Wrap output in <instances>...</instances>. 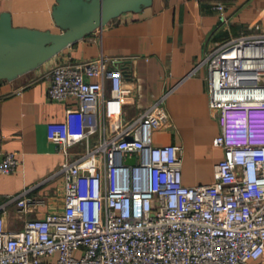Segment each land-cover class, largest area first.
Instances as JSON below:
<instances>
[{"label":"built area","instance_id":"2783aa9c","mask_svg":"<svg viewBox=\"0 0 264 264\" xmlns=\"http://www.w3.org/2000/svg\"><path fill=\"white\" fill-rule=\"evenodd\" d=\"M216 9L226 20L225 6ZM253 28L262 30L264 17ZM200 70L223 158L211 183L188 186L183 147L154 142L172 127L171 91L128 120L133 88L112 58L54 67L49 99L79 106L75 122L47 126L48 140L66 156L55 174L64 207L24 220L45 200L10 197L24 224L7 228L3 209L0 264H264V31L217 45L192 75ZM83 142L86 150L72 157ZM19 165L16 152L0 150V174Z\"/></svg>","mask_w":264,"mask_h":264},{"label":"crops","instance_id":"0c3cea01","mask_svg":"<svg viewBox=\"0 0 264 264\" xmlns=\"http://www.w3.org/2000/svg\"><path fill=\"white\" fill-rule=\"evenodd\" d=\"M225 6L222 21L216 5ZM58 0H0V15L9 13L16 28L61 33L53 11ZM264 17V0H153L140 12L125 13L101 29L76 41L47 62L12 80H0V150L16 152L20 165L12 175L0 174V214L7 228L20 230L24 220L42 218L64 207L61 177L55 176L66 156L48 140L50 122H75L79 106L74 99H49L50 73L59 64L80 63L108 56L129 61L126 102L128 120L139 116L171 91L166 110L171 128L156 132V145L183 147V181L188 186L214 180V167L223 150L214 145L219 123L210 110L206 72L194 68L217 45L242 34L264 31L253 25ZM108 94V93H107ZM86 150V142L71 149L72 157ZM28 194L45 206L23 217L9 198Z\"/></svg>","mask_w":264,"mask_h":264},{"label":"water","instance_id":"95a60500","mask_svg":"<svg viewBox=\"0 0 264 264\" xmlns=\"http://www.w3.org/2000/svg\"><path fill=\"white\" fill-rule=\"evenodd\" d=\"M152 3L153 0H58L53 17L61 33L16 28L9 13L1 14L0 80H12L37 68L112 20L125 13L140 12ZM116 63L129 77L130 62ZM126 163L134 164L135 159Z\"/></svg>","mask_w":264,"mask_h":264}]
</instances>
